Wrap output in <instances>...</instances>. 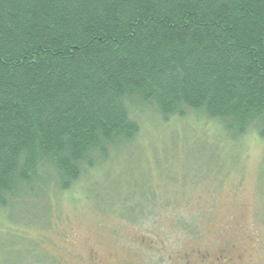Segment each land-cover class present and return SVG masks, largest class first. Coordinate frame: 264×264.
<instances>
[{
	"label": "trees",
	"instance_id": "16d2710c",
	"mask_svg": "<svg viewBox=\"0 0 264 264\" xmlns=\"http://www.w3.org/2000/svg\"><path fill=\"white\" fill-rule=\"evenodd\" d=\"M147 110L264 140V0H0V214L72 190Z\"/></svg>",
	"mask_w": 264,
	"mask_h": 264
},
{
	"label": "rangeland",
	"instance_id": "374dc122",
	"mask_svg": "<svg viewBox=\"0 0 264 264\" xmlns=\"http://www.w3.org/2000/svg\"><path fill=\"white\" fill-rule=\"evenodd\" d=\"M145 115L72 190L0 214V264H264V140L195 112Z\"/></svg>",
	"mask_w": 264,
	"mask_h": 264
},
{
	"label": "flooded vegetation",
	"instance_id": "af4514ba",
	"mask_svg": "<svg viewBox=\"0 0 264 264\" xmlns=\"http://www.w3.org/2000/svg\"><path fill=\"white\" fill-rule=\"evenodd\" d=\"M223 257L224 256H220V258H223ZM226 258L229 259L228 256ZM217 259H218V261H220L219 258H217ZM182 261L184 264H195L189 257H185L184 259H182Z\"/></svg>",
	"mask_w": 264,
	"mask_h": 264
}]
</instances>
